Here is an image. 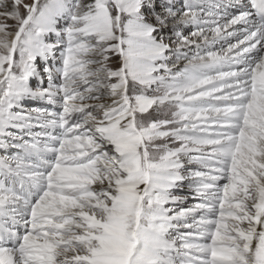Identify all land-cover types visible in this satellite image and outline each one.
Here are the masks:
<instances>
[{
  "label": "snow or ice",
  "instance_id": "1",
  "mask_svg": "<svg viewBox=\"0 0 264 264\" xmlns=\"http://www.w3.org/2000/svg\"><path fill=\"white\" fill-rule=\"evenodd\" d=\"M0 264H264V0H0Z\"/></svg>",
  "mask_w": 264,
  "mask_h": 264
},
{
  "label": "bare ground",
  "instance_id": "2",
  "mask_svg": "<svg viewBox=\"0 0 264 264\" xmlns=\"http://www.w3.org/2000/svg\"><path fill=\"white\" fill-rule=\"evenodd\" d=\"M12 22L13 21H7V23L9 24V25H11L12 24ZM188 34V32H185V35H187ZM232 42H235V41H232ZM226 46V45H225ZM215 50V49H214ZM38 103V104H37ZM37 106H42L41 105V102H30V104L28 105V107L27 108H30V107H37ZM35 130H39V129H35ZM193 167L195 168L196 166H194L193 165ZM223 182H221V184H222ZM188 191L189 190H187V184H185V186H184V189H183V191L181 192L180 190H177V194H179V195H184V194H187L188 193ZM199 202V200H195V199H192L191 198V196H189V199L186 201V202H184L183 204H181V205H178V206H176V207H190V206H192V205H194L195 203H198Z\"/></svg>",
  "mask_w": 264,
  "mask_h": 264
},
{
  "label": "rangeland",
  "instance_id": "3",
  "mask_svg": "<svg viewBox=\"0 0 264 264\" xmlns=\"http://www.w3.org/2000/svg\"><path fill=\"white\" fill-rule=\"evenodd\" d=\"M13 23H14V22H12V24H13ZM233 41H234V40H233ZM111 59H112L113 62H115V61L117 60V57H116L115 55H113V56L111 57ZM32 83L35 84L36 81L33 80ZM46 83H47V81H46V79H45V86H46ZM29 104H30V102L27 103V104L25 105V107L27 108ZM37 104H38V103H37ZM194 166H195V165H194ZM187 190H188V188H187ZM197 218H199V217H197ZM188 222L191 223L192 221L189 220ZM181 231H185V230L182 229Z\"/></svg>",
  "mask_w": 264,
  "mask_h": 264
}]
</instances>
